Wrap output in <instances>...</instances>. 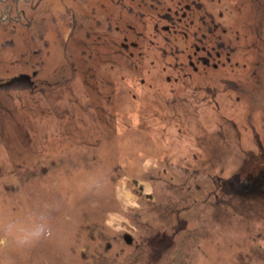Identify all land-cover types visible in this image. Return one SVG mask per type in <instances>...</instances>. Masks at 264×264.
<instances>
[{
	"label": "rangeland",
	"instance_id": "1",
	"mask_svg": "<svg viewBox=\"0 0 264 264\" xmlns=\"http://www.w3.org/2000/svg\"><path fill=\"white\" fill-rule=\"evenodd\" d=\"M0 264H264V0H0Z\"/></svg>",
	"mask_w": 264,
	"mask_h": 264
},
{
	"label": "flooded vegetation",
	"instance_id": "2",
	"mask_svg": "<svg viewBox=\"0 0 264 264\" xmlns=\"http://www.w3.org/2000/svg\"><path fill=\"white\" fill-rule=\"evenodd\" d=\"M246 185V184H245ZM249 187V185H247Z\"/></svg>",
	"mask_w": 264,
	"mask_h": 264
}]
</instances>
